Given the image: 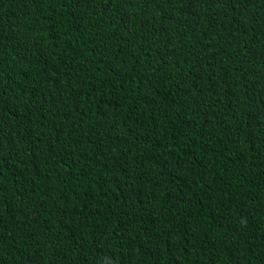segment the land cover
<instances>
[{
    "label": "trees",
    "instance_id": "16d2710c",
    "mask_svg": "<svg viewBox=\"0 0 264 264\" xmlns=\"http://www.w3.org/2000/svg\"><path fill=\"white\" fill-rule=\"evenodd\" d=\"M0 264H264V0H0Z\"/></svg>",
    "mask_w": 264,
    "mask_h": 264
}]
</instances>
